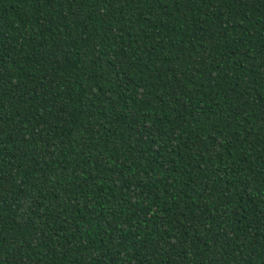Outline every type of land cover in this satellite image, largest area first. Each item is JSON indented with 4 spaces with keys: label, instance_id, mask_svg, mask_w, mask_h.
Wrapping results in <instances>:
<instances>
[{
    "label": "trees",
    "instance_id": "16d2710c",
    "mask_svg": "<svg viewBox=\"0 0 264 264\" xmlns=\"http://www.w3.org/2000/svg\"><path fill=\"white\" fill-rule=\"evenodd\" d=\"M0 264H264V0H0Z\"/></svg>",
    "mask_w": 264,
    "mask_h": 264
}]
</instances>
